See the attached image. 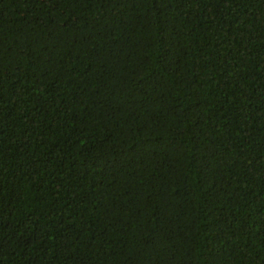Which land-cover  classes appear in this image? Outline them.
<instances>
[{
	"label": "trees",
	"instance_id": "obj_1",
	"mask_svg": "<svg viewBox=\"0 0 264 264\" xmlns=\"http://www.w3.org/2000/svg\"><path fill=\"white\" fill-rule=\"evenodd\" d=\"M0 264H264V0H0Z\"/></svg>",
	"mask_w": 264,
	"mask_h": 264
}]
</instances>
